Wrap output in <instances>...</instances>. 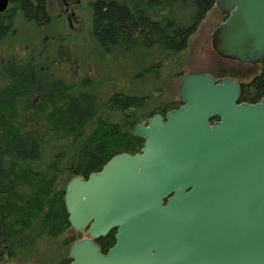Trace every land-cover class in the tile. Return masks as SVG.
<instances>
[{
  "label": "water",
  "instance_id": "obj_1",
  "mask_svg": "<svg viewBox=\"0 0 264 264\" xmlns=\"http://www.w3.org/2000/svg\"><path fill=\"white\" fill-rule=\"evenodd\" d=\"M215 4L228 17L214 52L260 62L264 0ZM178 93L176 110L134 126L139 153L68 183L69 223L89 236L71 246L70 264H264V98L241 103L238 82L204 73L184 76ZM113 231L104 254L97 241Z\"/></svg>",
  "mask_w": 264,
  "mask_h": 264
},
{
  "label": "trees",
  "instance_id": "obj_2",
  "mask_svg": "<svg viewBox=\"0 0 264 264\" xmlns=\"http://www.w3.org/2000/svg\"><path fill=\"white\" fill-rule=\"evenodd\" d=\"M215 1L95 0L101 64L90 75L42 72L19 43L0 58V264L71 262V246L88 234L69 223L68 183L100 172L117 154L139 153L144 141L133 136L134 126L180 106L173 82L185 74L170 65L180 66ZM23 4L28 18H46L42 3ZM9 14L0 16V40ZM263 88L264 73L242 100ZM114 236L97 241L103 252Z\"/></svg>",
  "mask_w": 264,
  "mask_h": 264
},
{
  "label": "flooded vegetation",
  "instance_id": "obj_3",
  "mask_svg": "<svg viewBox=\"0 0 264 264\" xmlns=\"http://www.w3.org/2000/svg\"><path fill=\"white\" fill-rule=\"evenodd\" d=\"M23 1L30 3L32 7H37L42 3L46 18L43 20L28 18L24 9ZM94 1L95 0H9L6 10L0 12V16L10 15L9 13H12L10 29L0 40V48L5 47L2 48V50H6V52H0V58L5 57L8 52H11L12 54L13 52H16L15 45H18L19 43L23 48V53L29 55L34 62L40 65L42 72L54 71L55 74L58 75V78L61 79H72L74 76H79L80 73L84 72H87L90 75L96 70L95 63L94 65L90 64V67H87L85 63H82L83 59L79 57L78 62H75L77 65L76 67H74L73 64L71 67L67 68H65L64 65L56 67V64H59V60L56 61V58L60 56L61 49L63 50L64 47L65 50L69 51L67 48L68 42L66 41L71 38L72 41L79 43V45L84 39L82 44L89 45L88 39L91 42V36L94 37V12L92 10ZM219 13L222 15V22L218 28L226 22L228 17L220 11ZM51 24H53L54 29L56 30L55 32L62 36L61 39H57V45L53 43L55 39H51L52 36L49 38L45 36L41 37V39L36 38V26L48 28ZM212 52L221 60L234 62L238 64V66H248V75L243 80H237L228 75L217 77L215 76L217 74L214 72L212 73L215 75L209 73L218 83L225 78H230L233 81L238 82L241 88V103L255 105L264 98V88L262 94L256 97L254 96L253 99L244 101L241 98L243 90L247 87H251L252 89L255 80L264 73V57L260 62L240 63L236 60L219 57L213 49ZM52 64L53 66H51ZM251 89L249 90V93H252ZM107 90L109 92L112 91L110 88ZM253 94L254 93L251 95ZM217 121L218 119H215L211 124H215ZM112 247L107 248L103 253L107 254Z\"/></svg>",
  "mask_w": 264,
  "mask_h": 264
},
{
  "label": "rangeland",
  "instance_id": "obj_4",
  "mask_svg": "<svg viewBox=\"0 0 264 264\" xmlns=\"http://www.w3.org/2000/svg\"><path fill=\"white\" fill-rule=\"evenodd\" d=\"M222 22V15L219 13L217 8H213L208 12L204 20L201 22L197 31L191 36L189 41V47L186 50L185 55H183L180 66L170 65L173 70H183L184 74H193V73H204V74H217V77L223 76H232L237 80H243L248 75V66H238V64L230 61H225L217 58L212 52V37L219 25ZM31 26V25H30ZM36 26V25H35ZM37 37H51L55 39L53 42L57 45V39H61L58 33H56L53 24L48 28L36 26ZM84 40V39H83ZM83 40L79 43L72 41V38L67 40L68 50L61 49L60 56L56 58V61L59 60V64H56V67L63 66L65 68L71 67L72 64L74 67L77 65L75 62H78L79 57L83 59L82 63H85L87 67L91 65L100 66V60L96 57V50L99 48V45L95 38L91 36V42L88 39L89 45L82 44ZM64 44V42H63ZM0 52L6 50H2ZM94 58V59H93ZM118 61V58H115ZM53 66V64L51 65ZM214 72V73H212ZM209 74V75H211ZM181 80V79H180ZM180 80H175L173 82V88L176 90L179 86ZM122 81H120L121 84ZM117 83L116 85H118ZM119 88V87H118Z\"/></svg>",
  "mask_w": 264,
  "mask_h": 264
}]
</instances>
